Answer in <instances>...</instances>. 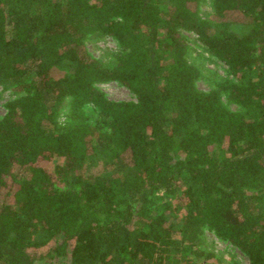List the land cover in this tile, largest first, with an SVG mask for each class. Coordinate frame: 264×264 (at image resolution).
I'll return each mask as SVG.
<instances>
[{"label":"trees","instance_id":"obj_1","mask_svg":"<svg viewBox=\"0 0 264 264\" xmlns=\"http://www.w3.org/2000/svg\"><path fill=\"white\" fill-rule=\"evenodd\" d=\"M202 1L0 0V264H210L206 231L264 264V0ZM184 32L232 80L199 89Z\"/></svg>","mask_w":264,"mask_h":264},{"label":"rangeland","instance_id":"obj_2","mask_svg":"<svg viewBox=\"0 0 264 264\" xmlns=\"http://www.w3.org/2000/svg\"><path fill=\"white\" fill-rule=\"evenodd\" d=\"M213 0H203L200 5V14L204 18H210L214 14ZM241 15L235 14L232 20L240 19ZM184 36L188 39L189 52L188 59L195 64L202 72V78L198 81V88L204 91L213 90L216 84L226 80H232L229 69L222 62L213 59L205 50V47L200 42L197 35L184 32ZM88 53L99 60L103 64H109L121 52L118 43L112 37L93 38L86 43ZM56 73L62 74V71ZM97 88L102 91L108 99L113 101H136L135 95L125 86L110 82L98 84ZM15 97L12 88H5L0 86V119L6 114L5 105L8 101ZM223 101L226 106L232 111H240V108L230 103L225 97ZM92 121H96V114L92 109L88 110ZM60 121H64V112L60 115ZM98 167L96 169H100ZM204 245L202 250L214 257L207 259L210 264H251L248 258L243 255L237 248L230 243L218 239L212 232L206 231L204 233Z\"/></svg>","mask_w":264,"mask_h":264}]
</instances>
